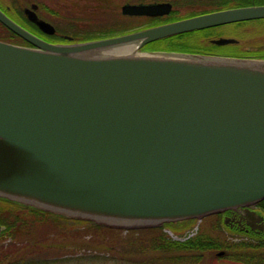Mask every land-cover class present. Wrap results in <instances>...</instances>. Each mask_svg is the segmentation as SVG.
<instances>
[{"label":"water","instance_id":"obj_1","mask_svg":"<svg viewBox=\"0 0 264 264\" xmlns=\"http://www.w3.org/2000/svg\"><path fill=\"white\" fill-rule=\"evenodd\" d=\"M257 18L264 5L50 43L0 10L33 45L0 40V197L127 229L264 199V58L141 50ZM130 44L136 53H101Z\"/></svg>","mask_w":264,"mask_h":264},{"label":"flooded vegetation","instance_id":"obj_2","mask_svg":"<svg viewBox=\"0 0 264 264\" xmlns=\"http://www.w3.org/2000/svg\"><path fill=\"white\" fill-rule=\"evenodd\" d=\"M157 6L148 10V6ZM264 5V0H0V10L29 32L50 43H73L116 36L228 8ZM43 20L52 26V32L43 30L36 21ZM232 24L235 36L218 32ZM241 36L238 37V36ZM230 42L215 43L217 38ZM244 37V38H243ZM199 48L216 53L225 45H236L244 51H264V18L219 24L202 29ZM24 46L31 43L18 38ZM263 200L219 212L221 227L230 235H239L234 241L264 243ZM264 247V246H261ZM264 249V248H263ZM236 262L235 260H230ZM264 264V250L258 259L242 264Z\"/></svg>","mask_w":264,"mask_h":264},{"label":"trees","instance_id":"obj_3","mask_svg":"<svg viewBox=\"0 0 264 264\" xmlns=\"http://www.w3.org/2000/svg\"><path fill=\"white\" fill-rule=\"evenodd\" d=\"M200 32L190 31L159 39L145 45L144 49L203 52L199 49L202 48L198 41ZM0 39L16 42L18 36L0 23ZM191 40L193 42L188 43ZM252 52L255 53V56L264 57V51ZM262 203H264V199ZM6 207L24 208L27 214L14 212L4 214L2 211ZM213 216L217 218L215 223L217 222L218 232L216 234L212 232ZM205 218L209 220L208 227L201 228L195 235L184 240H177L171 238L164 231V226L124 230L86 220L67 218L0 197V224L4 226L0 236L6 235L11 238L8 243L0 244V264H15L18 258L22 257L21 259H23V256L28 257L38 248L42 249L45 239L55 236L71 237L76 246L102 245L99 248L103 250V253L109 254L113 258L139 264H157L158 261L159 264H203L214 258L235 260L238 263L251 262L253 259H258L261 250H264V247H261L264 246V243L261 244L258 241L230 242L226 238L225 230L219 228L221 215L212 214ZM68 221L81 224L82 227L68 229L65 226ZM191 224V221H185L172 230L182 234ZM16 228L27 229L32 233L27 235L26 240H15ZM39 228L48 229L47 233L41 236L42 234L37 231ZM217 249L223 250V255L214 256L212 253ZM93 261L96 262V259Z\"/></svg>","mask_w":264,"mask_h":264},{"label":"rangeland","instance_id":"obj_4","mask_svg":"<svg viewBox=\"0 0 264 264\" xmlns=\"http://www.w3.org/2000/svg\"><path fill=\"white\" fill-rule=\"evenodd\" d=\"M231 25L232 24L225 25L226 27H223L218 33L221 35H224V36L225 35L226 36H235V34L232 32L233 28ZM238 37L241 38V36H238ZM191 42H193V41L191 40L188 43H191ZM199 43L201 44V43H205V42H199ZM235 46L236 45H225V46L221 47L222 50L217 51L216 54H234V55L255 56V53H253V52L250 53V52L244 51L241 48H236ZM202 47H204V46H202ZM6 208L2 211L4 214L8 213V212H14L16 214H27V211L24 208H20V207H6ZM216 220H217V218L213 216L212 223H214V225H212V226H214V227L212 228V232L214 234H216V232H218V230L216 229V227H218V225H216L217 222L215 223ZM208 224H209V220L206 218H203L202 220L194 221L189 226V228L190 227H193V228L197 227L196 229H194L197 233L199 230H201V228L208 227ZM65 226L68 229L75 228V227H82L81 224H78V223H75L72 221H68V224ZM3 227L4 226H2V229H3ZM219 228H222L221 224H219ZM47 230L48 229L42 230L41 228H39L37 231H38V233L40 232L42 234L41 236H43L47 233ZM186 230H189V229L187 228ZM186 230H184V231H186ZM207 231H209V230H207ZM31 233L32 232H29L27 229L16 228L15 229L16 238H14V239L15 240H26L27 235H30ZM169 234L171 235L170 237L172 238L173 234L172 233H169ZM226 238L229 241H231V239L236 240L237 238H239V235H236V234L230 235V234L226 233ZM10 239L11 238L9 236L1 235L0 236V244L8 243L10 241ZM72 241H74V239L71 237L60 238V236H55L53 238H47V239H45V241L43 243L42 249L38 248L37 250H35L34 253L28 255V257L23 256V259H21L22 257L21 258L16 257V258H18V260H16L17 262H15V264H139V263H135V262L124 261V260H121L118 258H113L109 254L107 255L106 253H103V250L99 248V247H102V245L98 246L96 244H92V245H88V246H76L75 242H72ZM87 247H90V248H87ZM219 251H221V249H217V250L213 251L212 254L214 256L223 255L224 252L219 253ZM100 258H102V259H100ZM90 259H93V260L96 259V262H94L93 260H90ZM253 261H255V260L253 259L252 262ZM210 262H211V264H242V263L232 262L230 260H225V259L218 260L216 258L211 259L208 262H204L203 264H209ZM157 264H159V261ZM160 264H162V263H160ZM255 264H258V263L256 262Z\"/></svg>","mask_w":264,"mask_h":264},{"label":"bare ground","instance_id":"obj_5","mask_svg":"<svg viewBox=\"0 0 264 264\" xmlns=\"http://www.w3.org/2000/svg\"><path fill=\"white\" fill-rule=\"evenodd\" d=\"M137 52V49L135 48V44H130V45H124V46H119L113 49H107L103 50L101 52L102 54H134ZM115 228H121L124 230H127V228L123 227H115Z\"/></svg>","mask_w":264,"mask_h":264}]
</instances>
